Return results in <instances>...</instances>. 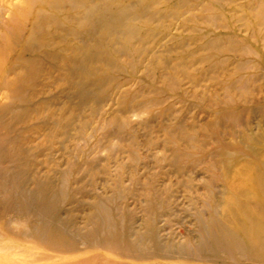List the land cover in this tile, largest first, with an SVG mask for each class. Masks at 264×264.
<instances>
[{
  "label": "bare ground",
  "instance_id": "bare-ground-1",
  "mask_svg": "<svg viewBox=\"0 0 264 264\" xmlns=\"http://www.w3.org/2000/svg\"><path fill=\"white\" fill-rule=\"evenodd\" d=\"M154 47L163 54L153 60L157 66L152 65L164 71V87L155 91L159 97L170 92L182 101L184 95L175 91L177 78L184 77L192 89L203 82L216 88L203 95L198 105L214 125L236 124L248 116L239 125L241 134L231 133L232 139L241 141L225 142L217 136L216 148L206 150L205 156L216 159L211 166L219 171L215 179L224 190L220 197L214 195L210 212L203 213L199 236L177 249L164 248L153 224L156 218H151L147 225L151 253L143 254L119 233L108 239L90 237V242L81 243L87 248L81 249L79 241L54 223L36 228L14 218L12 224L20 231L0 227L4 230L0 234L3 264L29 262H17L11 256L26 250L1 240L32 241L65 253L69 258L64 264L73 260L71 264H111L97 256L96 249L102 248L124 253L133 263H150L142 260L147 255L172 257L176 252L177 258L185 257L193 264H264V133L250 135L251 118L259 114L264 120V0H0V112H16L15 102L23 101L27 106L18 116H29L25 91H35L44 65L50 66L41 85L53 75L60 86L64 82L84 94L100 92L106 103L115 101L113 91L124 100L129 94L123 88L136 76L137 68L146 65L143 55ZM127 68L131 71L125 73ZM34 91L32 101L41 96ZM145 107L141 103L132 112ZM32 119L34 123L27 127H40V117L34 114ZM186 136L187 143L195 140L193 135ZM20 148L25 151L21 143ZM191 154L171 151L177 163L193 161ZM131 218L126 215L127 220Z\"/></svg>",
  "mask_w": 264,
  "mask_h": 264
},
{
  "label": "rangeland",
  "instance_id": "rangeland-1",
  "mask_svg": "<svg viewBox=\"0 0 264 264\" xmlns=\"http://www.w3.org/2000/svg\"><path fill=\"white\" fill-rule=\"evenodd\" d=\"M160 51L154 47L143 55L147 63L137 68L136 76L123 88L129 94L124 100L113 91L115 101L106 103L100 92L84 94L64 82L60 86L53 75L46 76L41 85L50 66L44 65L35 91H25L29 116H18L27 106L23 101L15 102L16 112H0V227L20 231L12 224L14 218L36 228L54 223L79 241L81 249L87 248L81 243L90 242V237L108 239L119 233L145 254L152 252L148 221L156 218L153 224L164 248L177 249L196 240L203 213L210 212L214 195L220 197L224 190L223 183L215 179L219 171L211 166L216 159L205 156L206 150L216 148L217 136L225 142L241 141L232 139L231 133L240 135L239 125L248 116L236 124L214 125L198 105L203 95L216 88L203 82L192 89L184 77L177 78L175 91L184 95L182 101L170 92L159 97L155 91L164 87V71L152 65L157 66L153 60ZM33 91L41 95L34 101ZM141 103L148 108L133 113ZM34 114L40 117V127L29 129ZM251 119L250 135L259 137L264 133V120L259 114ZM170 130L176 133L169 134ZM189 134L195 137L191 143L186 142ZM173 149L190 152L195 158L177 163L171 157ZM1 244L26 250L20 256L11 254L20 263L64 264L69 258L32 241L1 240ZM95 252L111 264H193L185 257L177 258L176 252L172 257L147 255L142 259L150 263L128 262V256L119 251L102 248ZM2 256L0 264L5 263ZM40 257L45 260L36 259Z\"/></svg>",
  "mask_w": 264,
  "mask_h": 264
}]
</instances>
